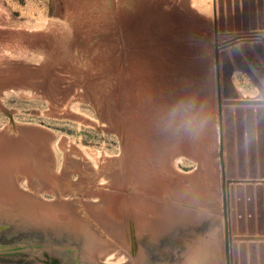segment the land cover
I'll use <instances>...</instances> for the list:
<instances>
[{
	"label": "rangeland",
	"instance_id": "obj_1",
	"mask_svg": "<svg viewBox=\"0 0 264 264\" xmlns=\"http://www.w3.org/2000/svg\"><path fill=\"white\" fill-rule=\"evenodd\" d=\"M216 45L224 143L246 162L226 177L255 173L264 203V0H0V130L53 132L56 174L79 183L64 203L115 200L77 227L100 263L224 264ZM245 217L232 264H264Z\"/></svg>",
	"mask_w": 264,
	"mask_h": 264
},
{
	"label": "water",
	"instance_id": "obj_2",
	"mask_svg": "<svg viewBox=\"0 0 264 264\" xmlns=\"http://www.w3.org/2000/svg\"><path fill=\"white\" fill-rule=\"evenodd\" d=\"M242 36L233 37L227 43ZM224 54L221 53L222 56ZM215 59L220 121L224 264H232L233 257L239 253L231 236L235 223L239 231L245 230L243 223L246 209L250 232L255 229L253 222L261 225L264 222V203L259 201L263 185L261 179L255 178V173H249L251 178H246V171H241L239 177H226L229 164L236 161L243 167L246 162L240 158L239 147L236 154L233 142L230 143L232 146L229 142L225 145L223 126L233 127V123L230 119L224 120L218 45L215 46ZM52 137V131L29 123L12 122L0 130V264H75V259L78 264H102L89 254L84 238L77 231L76 219L57 193L59 186H76L79 183L56 174L49 146ZM224 149L235 157L224 156ZM250 161L255 162V157H251ZM253 190L257 197L256 206L249 202ZM244 191L250 196L247 207L246 203H242ZM235 195L237 203H233ZM254 208L257 210L256 216ZM258 230L261 232L262 226ZM250 237L264 238L263 235ZM244 246L239 243L243 251ZM249 246L254 248L255 243ZM250 252L253 259L251 248Z\"/></svg>",
	"mask_w": 264,
	"mask_h": 264
},
{
	"label": "bare ground",
	"instance_id": "obj_3",
	"mask_svg": "<svg viewBox=\"0 0 264 264\" xmlns=\"http://www.w3.org/2000/svg\"><path fill=\"white\" fill-rule=\"evenodd\" d=\"M136 4H137V2H136ZM139 5V4H138ZM134 8V7H133ZM137 8V7H136ZM119 11V10H118ZM122 13V12H121ZM127 14V13H126ZM122 15H123V13H122ZM128 16V15H127ZM131 16V15H130ZM139 16V15H138ZM124 17H125V15H124ZM136 17H137V14H136ZM135 17V18H136ZM115 18V17H114ZM120 18H121V16H120ZM119 18V19H120ZM113 19V18H112ZM111 19V20H112ZM122 19V18H121ZM127 19H128V17H127ZM126 19V20H127ZM115 20V19H114ZM113 20V21H114ZM104 21V20H103ZM116 21V20H115ZM112 23V22H111ZM117 22H115V24H116ZM108 24H110V23H108ZM69 26V25H68ZM68 26H64L65 28L67 27L68 28ZM62 28V31L65 29V28ZM126 27V26H125ZM66 28V29H67ZM116 28V27H115ZM76 29V28H75ZM67 30H69V29H67ZM71 30V29H70ZM69 30V31H70ZM115 30H117V28L115 29ZM66 31V30H65ZM64 32V31H63ZM68 32V31H67ZM115 33H117V32H115ZM112 34V33H111ZM65 35H67V34H65ZM69 35V34H68ZM120 35V34H119ZM70 36V35H69ZM110 36H112V35H110ZM127 38V37H126ZM105 39V38H104ZM108 39V38H107ZM106 39V40H107ZM119 39V38H118ZM125 39V38H124ZM106 40H104L105 41V43H107V41ZM103 41V42H104ZM110 41V40H109ZM98 42V41H97ZM123 42H124V40H123ZM11 43H9V45H10ZM8 45V46H9ZM16 47V44L15 43H13V44H11L8 48H6L7 50L8 49H11V50H13V48H15ZM127 48V47H126ZM128 50V49H127ZM119 52V51H118ZM117 53V52H116ZM115 53V54H116ZM119 53H121V51L119 52ZM118 53V54H119ZM121 55V54H120ZM112 56V55H111ZM122 56V55H121ZM100 57V56H99ZM117 58V57H116ZM120 59V58H119ZM53 156V155H52ZM69 162V161H68ZM75 164V163H74ZM66 166V165H65ZM129 173V172H128ZM85 195V194H84ZM78 197H80V195L78 196ZM92 199V198H91ZM90 199V200H91ZM107 199V197H106V195H104V199H102V204L104 205V207H105V210L104 209H102L100 206H96V205H92V206H86V210H85V208L83 209L82 207H80V208H78L77 206H69L68 204H66V206H67V208L70 210V212L72 213V215L74 216V218L76 219V221H77V227L78 228H81L80 227V225H79V222L81 223V222H83V221H86V220H89V221H92V222H94L93 221V219H92V216H97V217H95V219L97 218H99V215L97 214L98 213V211H99V209H102V211H104V212H108L109 211V213H107L110 217H111V213L113 212V211H111L110 209L109 210H107L106 208H108V207H114V205L116 204L114 201V199H111V198H109V200H106ZM89 200V201H90ZM104 200V201H103ZM68 203H69V201H68ZM78 203V202H77ZM79 203H80V201H79ZM113 205V206H112ZM82 208V209H81ZM83 210V212H81ZM91 214V215H90ZM102 222H104L103 220H101ZM105 223L107 224L108 222H107V220H105ZM94 226V225H93ZM97 227V226H96ZM93 231H94V233L95 232H98V231H96V229L94 230V227H93ZM101 232H103V231H101ZM100 232V233H101ZM96 235V234H95ZM104 247V246H103ZM99 248V247H98ZM101 248V247H100ZM96 249V248H95ZM118 249V248H117ZM98 250V249H97ZM96 250V251H97ZM100 250H103V248L102 249H100ZM90 251V253L92 252V250H89ZM100 252V251H99ZM120 252V251H119ZM118 253V252H117ZM126 254V253H125ZM96 257H97V255H95ZM95 257V258H96ZM97 259V258H96ZM102 262V261H101ZM132 262V261H131Z\"/></svg>",
	"mask_w": 264,
	"mask_h": 264
}]
</instances>
